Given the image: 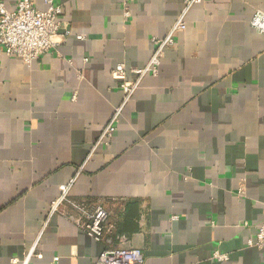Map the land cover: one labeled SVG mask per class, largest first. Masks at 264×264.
I'll return each instance as SVG.
<instances>
[{
    "label": "crops",
    "instance_id": "crops-1",
    "mask_svg": "<svg viewBox=\"0 0 264 264\" xmlns=\"http://www.w3.org/2000/svg\"><path fill=\"white\" fill-rule=\"evenodd\" d=\"M54 2L69 30L55 51L29 66L0 53V264L35 245L30 264H92L108 247L66 204L49 216L71 183L70 200L110 213L111 246L144 264H264L248 245L264 223V34L250 26L264 0L194 5L93 152L123 100L112 70L144 67L184 0Z\"/></svg>",
    "mask_w": 264,
    "mask_h": 264
},
{
    "label": "built area",
    "instance_id": "built-area-1",
    "mask_svg": "<svg viewBox=\"0 0 264 264\" xmlns=\"http://www.w3.org/2000/svg\"><path fill=\"white\" fill-rule=\"evenodd\" d=\"M202 1L184 0L182 12L166 36L152 38V55L144 67L127 70L124 65L119 64L112 70L111 76L118 82L123 100L102 130L92 152L101 145L109 144L116 132L123 107L133 97L145 77L158 75L165 51L174 46L177 33L186 28L185 19L189 10ZM43 3L45 9L39 10L35 8L32 0H19L12 10H7L4 0H0V53L19 59L29 66L43 55L57 49L61 42L60 38L69 35L66 24L60 20L62 7L54 0H44ZM128 15L126 12L125 17ZM250 26L257 33L264 34V13L262 11H256L253 14ZM61 30H64L63 34ZM76 38L84 40L83 35H77ZM128 74L133 75L134 79L128 80ZM71 184L61 188L60 196L50 206L49 216L66 204L70 207L71 213L64 214L77 228L94 241H104L108 244V247L99 254L92 264H144V255L140 249H119L111 246L108 236L113 233L115 226L109 221L110 213L101 205L88 207L70 200L68 194ZM248 245L264 250V223L257 226L255 236L248 241ZM33 257L41 258V254L36 251V245L31 248L22 261L13 259L12 262L14 264H30ZM214 257L218 260L226 259V256L220 254H215Z\"/></svg>",
    "mask_w": 264,
    "mask_h": 264
}]
</instances>
